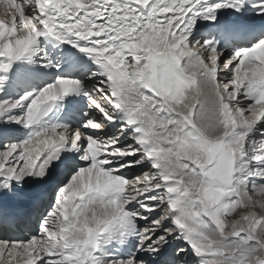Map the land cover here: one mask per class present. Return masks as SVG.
<instances>
[{"label":"snow or ice","instance_id":"6c2138e0","mask_svg":"<svg viewBox=\"0 0 264 264\" xmlns=\"http://www.w3.org/2000/svg\"><path fill=\"white\" fill-rule=\"evenodd\" d=\"M0 264H264V0H0Z\"/></svg>","mask_w":264,"mask_h":264}]
</instances>
